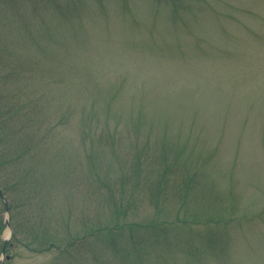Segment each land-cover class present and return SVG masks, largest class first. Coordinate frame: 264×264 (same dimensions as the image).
Listing matches in <instances>:
<instances>
[{
    "label": "rangeland",
    "instance_id": "1",
    "mask_svg": "<svg viewBox=\"0 0 264 264\" xmlns=\"http://www.w3.org/2000/svg\"><path fill=\"white\" fill-rule=\"evenodd\" d=\"M0 86L35 193L0 196V264H264V0H0ZM161 151L173 194L115 182ZM121 218L168 229L117 254Z\"/></svg>",
    "mask_w": 264,
    "mask_h": 264
},
{
    "label": "trees",
    "instance_id": "2",
    "mask_svg": "<svg viewBox=\"0 0 264 264\" xmlns=\"http://www.w3.org/2000/svg\"><path fill=\"white\" fill-rule=\"evenodd\" d=\"M12 77L11 75H5L3 79L5 80L6 84L8 83L7 80ZM6 88V85L4 86ZM3 86H0V98L7 99L9 96L12 95V90L5 89ZM15 106L11 103H9L7 106L1 108L0 107V128H8L10 126V119L11 116L14 113ZM13 117V116H12ZM13 131V130H11ZM1 133V139H0V175L2 177V182H0V190L2 191V194L4 196V199L8 200L7 207L12 208L13 204L15 203V199L13 197L15 195H26L30 196L32 195L33 198H35V193H24L20 192L18 190V182H21L22 179H26L25 175H21L20 171L17 170L16 166L18 165L19 160L24 156L23 152H21L22 143L20 142V145H11L9 142V139H11L12 135L8 134L10 132ZM12 134V133H11ZM15 140V138H12V141ZM3 143L7 144L3 146ZM176 164L175 162H172L170 164L169 162V156L168 153L165 151H161L157 154L153 155H147L143 156L140 152H136L134 156L131 158V161L124 164V167L120 169L119 176L117 177V180L115 181L118 183L120 187H123L126 183L130 182V179H140L137 180L141 182L143 181V184H146L145 187L148 188V186L152 189H157V194L160 196L163 194L162 197L164 199L175 192V187H177V184L173 182V188L172 193L170 188L168 190H165L169 187V178L173 180L172 174L176 171ZM190 182H192L193 177L188 178ZM188 183V182H187ZM94 193H96L95 190L91 189ZM166 191V192H165ZM98 194H105V203L110 206V208H115L114 213H118L120 211L121 202L119 204L114 203V192L112 191V188L109 184V182H103L99 181L98 188H97ZM162 199V198H160ZM6 200V201H7ZM153 200V199H151ZM163 200V199H162ZM148 201V200H147ZM164 201V200H163ZM39 205H37L38 207ZM122 208H128L125 205L122 206ZM135 208V207H134ZM123 214L125 212L123 211ZM125 218V217H124ZM124 218H121L123 220H118L120 224L107 228H96L94 230V237H96L97 241L101 240H107L111 241L110 247L112 248L111 251L114 253L120 254V253H137L139 256L144 252L145 247L153 246L150 243H143L142 240H145V232H151L152 234L156 233L158 230H167L168 226L165 224H159V225H148V226H141L134 225L123 222ZM123 222V223H122ZM15 229H14V236H15ZM127 235V236H126ZM122 241V243H118ZM55 242V239H51L48 249L54 248L57 244ZM150 244V245H148ZM156 246L157 243H152ZM74 250V249H73ZM71 250V251H73ZM80 250V249H79ZM70 250H67L66 252L69 253ZM66 252H60L61 254H65ZM102 249H98L93 251V256L102 257ZM136 254V255H137ZM134 255V256H136ZM70 264V263H68Z\"/></svg>",
    "mask_w": 264,
    "mask_h": 264
},
{
    "label": "water",
    "instance_id": "3",
    "mask_svg": "<svg viewBox=\"0 0 264 264\" xmlns=\"http://www.w3.org/2000/svg\"><path fill=\"white\" fill-rule=\"evenodd\" d=\"M0 196L2 197V193H1V191H0ZM6 208H7V207H6ZM6 224H7V223H6ZM6 242H7V240H5L4 248H3V250H2V253H3V254H4V250H5ZM0 263H1V260H0Z\"/></svg>",
    "mask_w": 264,
    "mask_h": 264
}]
</instances>
